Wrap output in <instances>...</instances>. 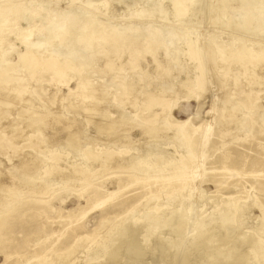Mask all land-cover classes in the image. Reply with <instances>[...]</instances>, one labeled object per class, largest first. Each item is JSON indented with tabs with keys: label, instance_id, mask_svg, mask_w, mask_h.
<instances>
[{
	"label": "rangeland",
	"instance_id": "374dc122",
	"mask_svg": "<svg viewBox=\"0 0 264 264\" xmlns=\"http://www.w3.org/2000/svg\"><path fill=\"white\" fill-rule=\"evenodd\" d=\"M35 1L41 3L48 0ZM56 1L58 4L55 5L53 2L51 5L50 3L48 4L46 2L48 4L47 10L44 11L40 8L37 12L38 15L35 12H29L31 14L27 13V16L30 18L29 21H19L18 26L20 29H25L28 24L34 27V34L30 39L31 43H36L38 38L41 36H46V32L44 31L45 26L42 22L43 20L40 18L43 13L48 11L51 15L53 11L62 12L63 9H67V7L77 6V2L72 3L70 0ZM106 1H109V3ZM158 1H160V9L163 7L164 11L166 12V19L162 20L158 17L156 20H154L155 22L150 21V23H155L156 25L158 23V25H167L174 20L173 17H175L176 14L175 4L177 0H172L171 2L170 0H97V2L96 0H91V2L89 1L86 5L85 9L88 13V18L91 20V17H93L92 22L104 20V27L110 28V26H112V22L116 26H136L134 24H138V22L149 23V20L143 19V21H140V19H138V17L133 14L137 11L141 12V10L151 11V4L155 2L157 3ZM202 1H204L201 2L203 4L195 3L194 0L188 2L189 5L187 6L189 10L182 19H185L184 23H188L189 28H192V31L195 33L193 35V39L196 38V41H201L199 38H197V34L201 39L212 36L217 42L226 44L231 43V45H233L231 52L229 55H227L229 71L225 76L219 74V70L222 66H224V63H221L220 59H218V56L215 53L209 54L208 57L203 56L201 58L202 69L197 72L194 63L189 65V60L187 57H181L180 62L178 61L180 66H175V63L169 59L170 55L168 57L164 53V48L158 49L153 56L151 54L146 55L143 52L141 49L144 47L143 43L138 44V47L136 48L139 49L138 52L134 51L135 47H128L127 49L120 52V49H114L111 47L112 45H110V42L108 44L99 43V45H97L92 50L94 52L95 50H100V52L97 54L93 55L92 52H90V54L93 55L92 57L95 56L92 58V60L95 59V62L91 61V66L88 69L89 71H85L86 74L83 73V77L84 75H88L87 77L89 79L92 80L93 78V82L98 83L97 89L99 91L102 90L100 87L102 84L106 83L107 85L112 86L113 78L117 76H119V78L115 80L116 84L123 83L124 81L129 80L128 78H134L131 80V85L134 87L136 97L134 98L135 101L132 110L136 109L138 112L136 113L134 111L133 113L131 108H129L131 107L130 105H125L126 107L123 106L122 109L124 111H122L126 113V115L135 116L137 122L140 121V118H138L136 115L139 114V105L145 98L146 91L150 93H157L159 95V89L162 85L170 87V90L167 91L165 96L169 98L176 97L174 109L169 114V117L172 118V120L177 121L188 119L191 126L198 125L201 123V121H210L211 116L207 115L206 112L211 107L212 101L217 98L218 95L221 97L217 101L218 113L216 115V119L212 123V137L210 142L204 148L205 156L202 162L203 165L201 170L192 169L191 162H185V165L190 167V169H188V167L185 170V174L188 177V188L180 191V187L178 183L175 182L176 180L172 175L173 173L171 174V171L169 170L172 161L177 158L178 154L179 156L182 155L183 157H187L189 152L187 147L181 145L179 147L178 140H176L172 130L163 129V131L158 133L159 135H154V137L142 136L141 130L136 126L132 130L133 132L131 131L129 133V138L127 137L125 139L123 137L124 134H122L120 129L117 128L115 129L113 136L115 135L119 137V139L111 138L107 141L102 139L104 142L102 141L101 143H105L103 148L101 147L103 149L102 154H107V151L118 152L117 150H122L123 147H138L139 144V151H147V147L152 146L151 148H153V146H156L157 149H154L153 151L156 150L157 152L158 150L164 155L163 156L161 154L166 162L165 169L167 170L160 175V180L151 178L142 184L134 183L129 185L130 175L129 173H125L123 168L113 167L112 170L99 173L97 171L100 169L96 167L97 173H92L94 176L92 180V187L82 190L81 185L76 186V184L71 182L69 188H73L75 191H70L69 188L67 190L60 191L58 188H55L54 193L50 192L43 196L42 199L38 200L39 202H37V205L41 206L39 209H34V207L29 208V205L27 204H29L28 200L31 195L23 193V191H25V187L23 186L22 188V186H19V183L16 182L14 185L17 187L15 188L16 190L9 188L12 186L10 181L11 177H5L7 173L3 171H5V169H9L12 165H17L18 161L17 158H12V160L9 161V158L7 157H12L13 149L11 150L10 148L3 146L4 142L6 143V138L0 136V161L2 162L0 171L3 173L0 177V215L7 214L5 212L7 209L5 195H10L12 192L16 195H19V197L14 196L13 200L18 202L23 201V203L15 206L13 211L10 212L3 220V227L0 231V264H13L14 260L18 259V257L26 256L31 249H34V251L38 254H46L45 250L46 246L48 245H55L54 249L59 253L69 251L68 254L71 258L70 262L72 264H254L251 254L253 244L256 245L259 239L264 240V234H262L263 232L261 230L263 226L261 221L262 211L260 208L264 206V65L259 64L258 66H250V70H252L256 76L261 78V90L258 95H256L254 92H250V97H248L242 92L243 87L241 84L242 80L240 75L242 66L237 63L234 50L239 48H247L252 52L257 51L260 44L264 45V27H262V31L261 28L255 29L254 27L253 29L252 27L250 29H246L244 27L239 28L235 26L234 23H232V20L237 22L243 14V12L240 10V0H217L213 4L210 2L211 0ZM53 8L55 10H52ZM108 8H110L109 11ZM166 8L170 11V13L167 12L168 10ZM163 9H161V11H163ZM223 11L225 14H221ZM105 12H108V14ZM103 13L105 14L103 15ZM219 13L220 15H218ZM186 20L192 21L187 22ZM106 21H108V23ZM226 22L228 23L227 25H225ZM101 29L102 28L99 27V30ZM0 39L1 49L10 52L8 60L11 63H16L18 60V53H20V51L21 53L24 52L25 46L16 39V35L13 33H4L3 35H0ZM57 40L58 39L54 40L55 45L58 43ZM177 43V45L180 46L179 43L181 42L179 41ZM202 43L203 42H200L199 44ZM52 44L54 43L52 42ZM74 44L75 43H73V45L72 43L69 44L70 46L68 48H72ZM103 45L108 47V57L99 55V53L105 49ZM205 45L207 44L203 43V48ZM11 46L13 49H11ZM46 46L43 47L41 52L37 53L39 57L38 60L48 59L51 50L46 49H48L51 44ZM76 46L80 47L81 45L76 44ZM180 47L184 48L182 44ZM207 48L209 51H212V46L207 45ZM59 50L60 49H57L55 53L52 52V55H59ZM204 57L205 61L203 59ZM130 59H135L136 64L139 65L137 66L139 67V72L136 70L138 74L132 69L131 66L128 65L127 62H130ZM166 59L169 64L166 63ZM154 60L156 61L154 62ZM107 62H110L112 67L104 68ZM159 62L160 64H158ZM212 62H215L216 66L210 67ZM186 64L188 66H186ZM161 65L163 66L160 67ZM43 66V64L40 65V67ZM94 67H97V69ZM165 67H169L167 68V74L161 73L166 70ZM181 67L188 68L191 73V82L188 83V86L193 89V93L189 94L186 89L180 88V84L184 79L183 74L179 73V68ZM90 69H92L93 72L90 71ZM114 69L117 70L115 71ZM127 70H129V73ZM40 71L43 70L41 69ZM156 71H159L157 72L158 74ZM117 72H123L124 74L118 73L117 75ZM15 74L19 75L23 74V72L20 70ZM256 76L254 78H256ZM75 78L70 82L69 86H65L53 80L49 73H36L33 78H30L26 82V89L22 91L20 99L17 100L19 101V105H14V107L11 109L12 112H7L6 116L9 120L3 122L4 124H2V126L6 127V124L12 121L16 116L17 117L15 120L21 121L25 116H32L34 114V110H31V112L27 113L23 108H21V104H23L22 101L24 100L23 102L25 103L26 98L28 97L27 99L29 100V96H31L30 102L31 104L33 103L32 105L36 109L49 110L50 113H53L51 116H58V118H61L64 121V125H74L72 126L73 128H71V131L72 133H76L77 138L81 137V140L77 139V142L75 143L77 145L74 144L77 146V150L71 149V146H66L65 150L67 149L66 151L68 153L71 152L72 155H74V153L75 155L78 154L77 151L81 153L78 154L79 156L83 155L84 150H87L85 147L86 137H90V134H92V131L89 132L92 126L87 123V119L95 118V114L98 113V110L104 109L108 103L114 105L115 102L112 101L114 89L108 90V96L105 99L101 98L102 93L100 94L99 92L97 101L95 103L96 107H98L96 109L97 111H93V114L90 115L85 111V108L89 102H82L76 89L78 79L82 77L75 76ZM225 78L228 80H225ZM198 79H200L199 81L201 85L197 87ZM150 81H153V83ZM219 82H224L223 85L225 87L222 88ZM236 83L237 87L235 90L234 86ZM69 89L74 90V92L69 93ZM123 92L124 91H122V93H118L117 95H123ZM11 94H14L11 87L0 90V97L5 98ZM256 98L258 100L255 102L257 105H259V109L256 111L253 109L255 112L253 120L255 117L257 118H255L253 128L249 132L243 131V129L238 126L236 129H233L234 125L226 124L222 120L221 115L224 113L226 114L228 112V107H230V105H227L228 102H225V100L230 99L243 104L245 107H247L245 113H252L253 110L250 108V105L251 102L254 103L253 101ZM61 99L63 102H61ZM107 100L108 103H105ZM0 102H2V99H0ZM119 104H121V101L117 103V105ZM72 105L78 106L77 111L70 108ZM200 106H202V109H199ZM157 109L159 110V108L155 107V109H152L147 115L152 118L154 113L158 111ZM144 114H146V112H144ZM237 118H241L242 123L245 121V119L247 120L246 117L243 118L241 113L237 114ZM159 124L162 125V122H158V125ZM62 126V124L54 125L53 131L49 128L44 131L43 135L45 137H53V139L56 141L53 146L48 149L49 151L53 152L56 149L63 148L64 145L62 144V141H65L67 132L63 130ZM127 127L129 126L127 125ZM224 130H228V132L220 136V131ZM168 138L170 139L168 140ZM171 138L174 140L173 143ZM158 139L161 141L159 142ZM14 140L17 143V147H26V144L20 143L17 137H15ZM78 140L81 141V143ZM128 141L129 145L123 146L124 142L126 143ZM59 145L61 146L57 148ZM94 148L95 151H98V147L95 146ZM175 149H177L179 152H176ZM170 153H172V155ZM165 157L168 161H166ZM225 159L226 163H224ZM200 173H202L201 177L196 178V176L200 175ZM34 174L35 173H33V175ZM138 178H145V173L138 175ZM166 179L168 181H166ZM18 186L21 187V191ZM162 187H164V189L160 190ZM190 189H196V191L189 192ZM78 191L81 192V197L79 196ZM113 192H117V194L114 196L109 195ZM150 193L157 194V197L150 199ZM172 194L174 197L170 201L162 200L165 195ZM236 194H241V197L244 200V204L240 205L241 208L236 214L238 216H234L232 212L228 211V209H222V211H220L219 209L227 203V199ZM190 198L193 201L190 200ZM256 202L258 206L256 205ZM179 205H181V207ZM182 206L184 208H182ZM155 208H159V211H157ZM181 208L184 210V213ZM180 209L182 217L186 216V218H183L185 223L187 220L189 222L185 224L184 221L182 222L178 219L181 222L176 221L177 224L175 223V227L169 229L167 226V221L170 214L177 210L179 211ZM68 214L75 215L70 220L69 224L66 225V222L63 221L59 224L58 217L62 216L65 218ZM160 215L162 217H160ZM182 217L180 219H182ZM232 217H236V222H230L232 219H234ZM201 218L202 220H200ZM133 219H137V221L134 222ZM160 220L164 222L162 223ZM198 220L203 224L202 229L207 228L205 229L206 232L203 233V236L200 235L201 233H198V229L194 228V225L198 222ZM220 221H223V224L220 223ZM101 222L103 223L100 227V230L97 232L94 242L86 241L81 242L83 245H74L79 237L90 234ZM206 223L208 224L207 227ZM226 224H230V226H227ZM151 226L156 227V230L153 231ZM161 226H163L162 229ZM149 233L153 235L151 236ZM146 234L149 237L147 236L146 238ZM194 234L197 237L194 236ZM49 235H52L49 241H45L38 246L36 245L38 242L42 241V238ZM112 239L114 242H112ZM208 239L211 240L207 242ZM255 239H257L256 243ZM213 241L214 243H212ZM250 243L252 246L249 245ZM71 246H75L73 250H67V248ZM102 246L104 247L102 248ZM4 253L10 255V260L7 262H5ZM55 258L56 256L54 254H50L49 259L54 262L56 261ZM56 264H58V262H56Z\"/></svg>",
	"mask_w": 264,
	"mask_h": 264
},
{
	"label": "bare ground",
	"instance_id": "6f19581e",
	"mask_svg": "<svg viewBox=\"0 0 264 264\" xmlns=\"http://www.w3.org/2000/svg\"><path fill=\"white\" fill-rule=\"evenodd\" d=\"M89 1L91 2V0H70V2H72V3L77 2V4H76L77 6L67 7V9H63L62 12L53 11V13H51V15L49 14L48 11L43 13L40 18L43 20L42 22L44 24L42 22L41 23L45 26L44 31L46 32V36H43V37L41 36L40 38L37 39L36 43H31L30 39L34 34V30H35L34 27L32 25L28 24V26L25 29H23V28L20 29L18 26L19 21L20 20L29 21L30 18L27 16L28 15L27 13H29V12L37 13L40 8L43 9L44 11H46L47 5L49 3L51 5L53 2L55 5V4H58V2L56 0H48V1H46L48 3L47 4L46 2L39 3V2H36L35 0H0V35H3L4 33L5 34H9V33L12 34L13 33L14 35H16V39L19 42H21V44H23L25 46V51L22 53L20 51V53H18L17 62L11 63L8 60V56H9L10 52L4 51L3 49H1V44H0V90L8 89L9 87H11L13 92H14V94H11L8 97H5V98L0 97V99H2V102H0V136L6 138V143L4 142L3 146H6V147L10 148L11 150L13 149L12 157H9V156L7 157V158H9V161H11L12 158H14V159L17 158V161H18L17 165H15V166L12 165L10 168L8 167L9 169H7V170L5 169V171H3V172L7 173V175H5V177H8V176L11 177L10 181L12 183V186H10V187L8 186L9 188H12V190H16L15 188H17V187H15L14 185L17 182V183H19L18 184L19 186H22V188H23V186L25 187V191H23L24 194H30L31 195V197L28 200L29 204H27V205H29V208L34 207V209H39L41 207V206L37 205V202H39L38 201L39 199H42L43 196L47 195L50 192L54 193L55 188H58V190H60V191L67 190L70 187L71 182L76 184V186L81 185L82 190L92 187L93 186L92 180L94 178L92 173L96 172V170H97L96 167H98L100 169L99 171H97L99 173L112 170L113 167L123 168L125 170V173H129V175H130L129 185H132L134 183L142 184L143 182H146L147 180H150L151 178L156 179V180L157 179L160 180V175L162 173L166 172L167 170L165 169V163L166 162L162 157L163 154L161 152H159L158 150H157V152H156V150L153 151L154 149H157L156 146H153V148H151L152 146L147 147V149H146L147 151H144V150L139 151L138 150L139 145H140L139 144L138 147H136L135 145H134L135 147H131V146L125 147V148L123 147L122 150H117L118 152L107 151L108 152L107 154H104V155L102 154V150H103L102 148H103V145L105 144V143L104 144L101 143L103 141L102 139H104L105 141H107L108 139H111V138L119 139V137H117L115 135L113 136L114 131L117 128H119L120 132L122 134H124L123 137L125 139L129 136V133L136 126L141 130L142 136H153L154 137V135L155 136L159 135L158 133L163 131V129L172 130L173 134L175 135L176 140H178L179 147H180V145L185 146V147H187V149L189 151L187 154V157H183L182 155L179 156V154H178L177 158H175L172 161L171 167L169 168V170L171 171V174L173 173L172 175L174 176V178L176 180L175 182L178 183V185L180 187V191H183L186 188H188L187 187L188 186V184H187L188 177L185 174V170L189 166H186L185 162L186 161L191 162L192 169L201 170L202 165H203L202 162H203L204 156H205L204 148L210 142V139L212 137V132H211L212 129L211 128H212V123L216 119V115L218 113L217 112L218 111L217 110V107H218L217 101L219 98H221L219 95L217 98H215L212 101L211 107L206 112L207 115L211 116V120L210 121H201L200 124L195 125V126H191L188 119L183 120V121H177V120H172V118L169 117V114L174 109V103L176 102V97L169 98V97L165 96L167 91L170 90V87L166 86V85L165 86L162 85L159 89V91H160L159 95L157 93H150V92L146 91L145 98L143 99V101L139 105V114L136 115L138 118H140V121L137 122L135 119V116L126 115V113H124L123 112L124 110L122 109L123 106H125V105H130L131 107H129V108H131V110L133 109L134 101H135L134 98L136 97V94L134 92L135 91L134 87H132V85H131V82H132L131 80H133L134 78L133 79L128 78L129 80H126L120 84H116L115 80L117 78H119V76H117V75H118V73H120V72H117V75H116L117 77L113 78V81H112L113 85L109 86L106 83L102 84L100 86L102 88V90L99 91L97 89L98 83L93 82V78H92V80L89 79L87 77L88 75L87 76L84 75V77H83V73L86 74L87 70L91 66V61L95 60V59L92 60V58L95 57V56L94 57H92V56L94 54H97L98 52H100V50L99 51L95 50V52L92 50L97 45H99V43L108 44L110 42L111 43L110 45H112L111 47H113L114 49H120V52L127 49L128 47H135L134 51L138 52L139 49H136L138 47V44L143 43L144 47L141 48L143 50V52L146 55L151 54L153 56H154V53L158 49L164 48L165 49L164 53L168 57L170 55L169 59L173 63H175V66L179 65L178 63L180 62L181 57H187L189 60V65L194 63L197 72L202 69V66H201L202 65V62H201L202 59L201 58L203 56L208 57L209 54L215 53L218 56V59H220L221 63H224V66H222L219 70V74L225 76L226 74H228V71H229V63L227 61L228 60L227 55H229V53L231 52V48L233 45H231V43L226 44V43L217 42V41H215V38L212 36L209 38L201 39L199 37V35L196 34L197 38H199V40H201V41L198 42V41H196V38L193 39V35L195 33L192 31V28L188 27V23H186L187 25L184 23L185 19L184 20L182 19L189 10L187 5H189L188 2H190L191 0H177V2L175 4L176 14H175V17H173L174 20L172 19L173 21L167 25H158L159 23L156 25L155 23L154 24L150 23V21L155 22L154 20H156L158 17L162 20L166 19V12L164 11L162 6H161L162 7L161 9H163V11H161L160 4H159L160 1H158L157 3L155 2V3L151 4V6H150L151 11L150 10H147V11L141 10V12L137 11L136 13L133 14V15H136L138 17V19H140V21H143V19H146V20H149V23L138 22V24H134L136 26H133V25H117L116 26L112 22V26H110V28L104 27L105 26V25H103L104 20L99 21V22H95V21L92 22L93 17H91L92 18L91 20H90V18H88V13H87L85 8H86V5L88 4ZM171 1L172 0H170V2ZM194 1H195V3H199V4L201 2H204L202 0H194ZM209 1H207V2H209ZM215 1H217V0H211L210 2L213 4ZM96 2H97V0H96ZM149 2H151V1H149ZM107 3H109V1ZM240 3H241L240 10L243 12V14L240 17V19L237 18V19H239L237 22L232 20V23H234V25L239 27V28L244 27L246 29L247 28L250 29L252 27V29H253V27H254L255 29H258V28L262 29V27H264V0H240ZM201 4H203V3H201ZM95 6H97V5H95ZM137 8H138V5H137ZM109 9L110 8H108V11H109ZM52 10H55V9L53 8ZM106 11H107V9H106ZM167 12L170 13L169 10ZM105 13L108 14V12H105ZM105 13H103V15ZM222 13H224V11L221 12V14ZM29 14H31V13H29ZM37 15H38V13H37ZM218 15H220V13ZM239 15H241V14H239ZM216 17H217V14H216ZM186 21L188 22L189 20H186ZM191 21H189V22H191ZM106 22L108 23V21H106ZM156 22H158V21H156ZM165 22H166V20H165ZM227 24L228 23L226 22L225 25H227ZM109 25H111V24H109ZM99 27H101L102 29L99 30ZM262 31H263V29H262ZM45 32H44V34H45ZM55 39H58L57 45H55V42H54ZM178 40L181 42V43H179L180 46L182 44L184 46V48H181L179 45H177L178 44L177 42H179ZM52 42L54 44H52ZM200 42H203L204 44L212 46V51H209V49L207 48V45H205V47L203 48V43L199 44ZM71 43H72V45H73V43H75V44L72 48H68L70 46L69 44H71ZM49 44H51V46L48 49L45 48L46 50H51L50 55L48 56V59H44V60L39 59L38 60L39 57H38L37 53L41 52L43 47L46 45H49ZM76 44H80L81 46L77 47ZM243 45H245V44H243ZM103 47H105V45H103ZM258 47H259L258 50L255 52H252L250 49H247V48H243V49L239 48L237 50H234L235 59H236L237 63L240 66H242V70L240 73L241 80H242L241 84L243 87L242 92L244 94H246L248 97H250V92H254V93H256V95H258V93L261 90L260 89L261 88V78L256 76L253 73V71L250 70V66H258L259 64L264 65V45L260 44ZM11 49H13L12 46H11ZM57 49H60L59 50L60 53H58L59 55L53 56L54 54L52 55V52L55 53ZM164 49H163V51H164ZM7 50H9V49H7ZM12 51H14V50H12ZM213 51H215V52H213ZM90 52H92L93 55L90 54ZM108 53H109L108 47H105V49H103L101 51V53H99V55L108 57ZM249 55H251V56H249ZM98 59H100V58H98ZM156 59H157V57H156ZM167 59H166V63L169 64L167 62ZM203 59L205 61V57ZM38 61H40V62H38ZM155 61L156 60H154V62ZM127 63L137 73L138 68H139L137 66H139V65L136 64L135 59H130V62H127ZM42 64L44 66L40 67V65H42ZM158 64H160V62ZM156 65H157V63H156ZM162 66L163 65H161L160 67H162ZM186 66H188V65L186 64ZM213 66H216L215 62H212L210 65V67H213ZM106 67L107 68L112 67L110 62L106 63V66H104V68H106ZM119 67H121V66H119ZM94 68L97 69V67H94ZM165 68H166V70H164L161 73L168 72L167 68H169V67H165ZM204 68H206V67H204ZM41 69L43 71H40ZM179 69H180L179 73L183 74V77H184V79L182 80V82L180 84V88L186 89V91L189 94L193 93L194 92L193 89L188 86V83L191 82V79H190L191 73H190L189 69L186 67H181ZM20 70L23 72V74L16 75L15 73L20 71ZM107 70L110 71L109 69H107ZM90 71H92V69H90ZM128 71L129 70H127V72ZM140 71H141V69H140ZM41 72L49 73L53 80L57 81L58 83L65 85V86H69L70 82L75 78V76L76 77L77 76L82 77L83 79L82 78L78 79L76 89L78 91V95H79L81 101L82 102H89L85 108V111L87 112V114H90V115L93 114V111H97L96 109L98 107H96L95 103L97 101V96H98L99 92H100V94L102 93L101 98L105 99L108 96V90L114 89V96L112 99V101L115 102L114 105L109 104L108 100H107V102H105V103H108V105L106 107H104V109L98 110V113L95 114L96 115L95 118H93V119L88 118L87 119V123L92 126L91 130L89 129L90 130L89 132L92 131V134H90V137L87 136L88 138L84 135L86 137L85 147L87 150H84L83 155L79 156L78 154H81V153H79L78 151H77L78 154L75 155V153H74V155H72L71 152L68 153L66 151L67 149L65 150L66 146H71L72 147L71 149L77 150V146H75L77 144H75V143L77 142V139H80L81 137L77 138L76 133H72L71 128H73L72 126H74V125L73 124H72V126L69 124L64 125V121L61 118H58V116H55V117L51 116V115H53V113H50L49 110L36 109L32 105L33 103L31 104V102H30L31 96H29V100L27 99L28 97L26 98L25 103L23 102L24 100L22 101L23 104H21L22 105L21 108H23L27 113L31 112V110H34L35 111L34 114L32 116L31 115H29L27 117L25 116L21 121L15 120L17 117L15 115L16 117L14 119L12 118L13 120L10 121L8 124H6L7 125L6 127L2 126V124H4L3 122L9 120L6 116L7 112L11 111V109L14 107V105H17V104L19 105V103H18L19 101H17V100L20 99V96L22 95V91L26 89V82L30 78H33L36 73H41ZM112 72H114V71H112ZM157 72H159V71H156V73ZM121 73H123V72H121ZM96 74H98V73H96ZM205 74H206V71H205ZM27 75L29 78L27 77ZM134 76H135V74H134ZM255 76H256V78H254ZM131 77H133V76H131ZM126 79H127V77H126ZM226 79L227 78H225V80ZM199 80L200 79H198L197 87L201 85ZM156 81H157V79H156ZM150 82L153 83V81H150ZM224 82L223 83L219 82L220 85L222 86V88L225 87L223 85ZM115 85H117V86H115ZM236 87H237V83L234 86L235 90H236ZM122 91H124L123 95L122 94L117 95L118 93H122ZM72 92H74V90L69 89V93H72ZM142 92H144V91H142ZM222 93H224V92H222ZM223 96H224V94H223ZM256 100H258V99L256 98L253 101L254 103L251 102V105H250V108L252 110L254 109L255 111L257 109H259V105H257L255 102ZM120 101H121V104L117 105V103ZM226 101L228 102L227 105L228 106L230 105V107H228V112L226 114L224 113L221 115L222 120L226 124L234 125L235 128L233 127V129H236L238 126V127H241V129H243V131L249 132L253 128V125L255 123V121H254L255 118H257V117H255L253 120V116L255 115L254 110L252 113H250V112L245 113V110L247 107H245L243 104H240L236 101H232L230 99L225 100V102ZM33 102H34V100H33ZM61 102H63V100ZM155 107L159 108V110L157 109L158 111H156L154 113V116H152V118H150L147 114L152 109H155ZM70 108L72 110L77 111L78 106L72 105ZM199 109H202V106H200ZM132 111H133V113H134V111L136 113L138 112V110H136V109L132 110ZM144 112H146V114H144ZM129 113H131V112H129ZM238 113H241V115H243V118L246 117L247 120L245 119V121H243V123H242L241 122L242 119L237 118ZM18 114H19V111H18ZM197 117H198V115H197ZM158 122H162V125H160V124L158 125ZM136 123H138V124H136ZM60 124L63 125L62 126L63 130H65L67 132V137H66L65 141L64 142L62 141V144L64 146H63V148L56 149L53 152L49 151L48 149L51 146H53V144L56 141L53 139V137H50V136L45 137L43 135L44 131L47 130V128L52 129V131H53L54 125H60ZM127 125L129 127H127ZM227 132H228V130L220 131V136H222L224 133H227ZM78 133H79V131H78ZM81 134H82V132H81ZM141 134H140V136H141ZM173 134H171V135H173ZM15 137H17V139H19L20 143H25L26 147H22V146L17 147V143L14 140ZM158 138H159V136H158ZM0 139H1V137H0ZM152 139H154V138H152ZM152 139H151V142H152ZM169 139L170 138H168V140ZM171 139H172V143H173L174 140H173V138H171ZM129 141L126 143L124 142L123 146H128ZM160 141L161 140H159V142ZM79 142L81 143V141H79ZM131 142H133V141H131ZM151 142H150V144H151ZM168 144H170V143H168ZM176 144H177V142H176ZM60 146L61 145L57 146V148ZM95 146L98 147V151H95V148H94ZM172 150H174V149H172ZM175 150H176V152H179V151H177V149H175ZM3 154H5V153H3ZM170 154L172 155V153H170ZM165 159H166V161H168L166 157H165ZM170 160H172V159H170ZM1 163L2 162L0 161V168L2 166ZM224 163H226V159L224 160ZM188 169H190V167ZM223 169H224V167H223ZM33 173H35L36 175L34 174L35 175L34 176ZM141 173H145V178H143V179L138 178V175H140ZM2 174L3 173H1V171H0V177L2 176ZM201 175H202V173H200V175H197L196 178H200ZM166 181H168V180L166 179ZM19 189L21 191V187H19ZM163 189H164V187H162L160 190H163ZM69 190L75 191V189H73V188H71V189L69 188ZM193 190L190 189L189 192H191V191L195 192L196 191V189H193ZM78 193H79V196L81 197V192L78 191ZM115 194H117V192L116 193L115 192L110 193L109 195L114 196ZM14 196L19 197V195H16L15 193H12V192L10 195H5L6 207H7L5 212L7 214H1L0 215V231L2 230V227H3L2 223H3L4 218L10 212L13 211L15 206H17L20 203H23V201L18 202L16 200H13ZM155 197H157V194L150 193V199L155 198ZM173 197H174L173 194L172 195H165L162 200L163 201H170ZM0 200H1V198H0ZM190 200H192V199L190 198ZM188 202H189V200H188ZM179 203H181V202H179ZM0 204H1V201H0ZM167 204H169V203H167ZM184 204H185V202H184ZM242 204H244V200L242 199L241 194H236L232 197H229L227 199V203L224 204V206L221 207L219 210L222 211V209H228V211L232 212L233 215L235 216L237 214V212H239V210L241 208L240 205H242ZM165 205H166V203H165ZM181 205H179V206L181 207ZM256 205L258 206L257 202H256ZM182 208H184V207L182 206ZM260 208L262 211V220L261 221H262V226H263V228L261 230L263 232L262 234H264V206H262ZM155 209L157 211H159V208H155ZM178 209H179V207H178ZM181 209L179 211L177 210V211L173 212L172 214H170L168 221H167V226L169 229L172 227H175L174 225H175L176 221L181 220L183 222L184 221L183 218H186V216L182 217V213L180 212ZM205 209H206V207H205ZM166 212H164V213H166ZM183 213H184V210H183ZM185 215H187V214H185ZM200 215H202V214H200ZM74 216H75L74 214H68L65 218H63L62 216H59L58 217V223L60 224V222L63 221V222H66V225H68L70 220ZM236 216H238V215H236ZM160 217H162V216L160 215ZM181 217H182V219H180ZM202 218H205V217H202ZM202 218L200 220H202ZM232 218H234V217H232ZM235 218L232 219L230 222H232V223L236 222ZM161 220H160V222H162ZM133 221L135 222V221H137V219H133ZM181 221H179V222H181ZM187 222H189V221L187 220ZM187 222L185 223V221H184L185 224H187ZM102 223L103 222L99 223V225L90 234H86L84 236L79 237L74 245L78 246L81 244V242H86V241L94 242L96 239V236H97V232L100 230ZM207 223H206V227L208 225ZM220 223L223 224V221H220ZM160 225H161V223H160ZM202 225L203 224L201 223V221L198 220V222L195 223L194 228L198 229L199 230L198 233L199 234L201 233L200 235L203 236V233L206 232L205 229H207V228H205V225H204L205 229H202V227H203ZM227 226H230V224ZM162 228H163V226H161V229ZM184 228H185V226H184ZM151 229L153 231H155L156 227H152ZM152 230H151V233H152ZM231 231H233V230H231ZM147 232H148V228H147ZM159 232H161V231H159ZM151 233H149V234L151 235ZM207 233H208V231H207ZM257 234H259V233H257ZM260 234H261V232H260ZM228 235H229V233H228ZM120 236H118V237H120ZM147 236L148 235L146 234L145 237L147 238ZM194 236H196V235L194 234ZM242 236H244V235H242ZM255 236H256V234H255ZM51 237H52V235L45 236L44 238H42V241L38 242L36 245L38 246L41 243H44L45 241H49L51 239ZM211 238H212V236H211ZM121 239H122V237H121ZM114 240H115V238H114ZM209 240H211V239H208L207 242ZM244 241H245V239H244ZM253 241H254V238H253ZM256 241H257V239H255V243H256ZM112 242H114L113 239H112ZM179 243H180V241H179ZM212 243H214V241ZM181 244H182V242H181ZM81 245H83V244H81ZM210 245H211V241H210ZM249 245H251V243ZM254 245L255 244H253V248L251 250V254L253 257V263L254 264L260 263L261 264V262H262V264H264V240L259 239L257 241V244L255 246ZM75 246H71V247L67 248V250H70V249L73 250V248ZM103 247L104 246H102V248ZM54 248H55V245L46 246V250H45L46 254H43V253L38 254L37 252L34 251V249H31L30 252L26 256L18 257V259L14 260L13 264H56V262H58V264L59 263L60 264L61 263L62 264H72L70 262L71 258L68 254L69 251L59 253ZM249 248H251V247H249ZM176 249H179V248H176ZM50 254H54L56 256V258H55L56 261H54L55 263L51 259H49ZM4 258H5V262H7L8 260H10V255L7 253H4ZM87 258H89V257H87Z\"/></svg>",
	"mask_w": 264,
	"mask_h": 264
}]
</instances>
